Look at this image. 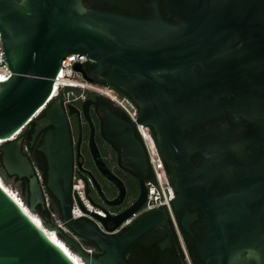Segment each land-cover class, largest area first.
<instances>
[{
  "label": "water",
  "instance_id": "obj_1",
  "mask_svg": "<svg viewBox=\"0 0 264 264\" xmlns=\"http://www.w3.org/2000/svg\"><path fill=\"white\" fill-rule=\"evenodd\" d=\"M168 5L180 19L164 18L157 3L143 17L90 7L84 0H0V33L12 69L0 81L1 160L9 175L28 178L30 209L45 207L23 132L35 122L33 142L44 126H53L39 146L48 158L47 185L59 200L63 221L103 253L84 250L53 218L46 224L85 264H130L127 246L170 219L160 207L109 235L91 219L72 218L73 147L66 109L57 97L43 115L34 114L53 91L63 58L84 53L98 63L91 74L124 89L139 107L137 121L152 127L176 190L174 208L184 210L180 222L187 231L193 233L198 217L189 203L201 206L205 226L197 246L205 264H264V0H168ZM75 67L84 71L80 63ZM89 102L82 104L88 116ZM75 109L69 105L70 112ZM227 113L242 123L238 130L226 120L187 133ZM107 126L118 142L137 147L138 158L128 160L144 172L148 159L136 121L111 123L109 117ZM91 147L122 195V180L101 160L93 138ZM143 198L144 187L125 212L95 215L106 227L112 220L109 228H115ZM0 264H77L1 183Z\"/></svg>",
  "mask_w": 264,
  "mask_h": 264
},
{
  "label": "flooded vegetation",
  "instance_id": "obj_2",
  "mask_svg": "<svg viewBox=\"0 0 264 264\" xmlns=\"http://www.w3.org/2000/svg\"><path fill=\"white\" fill-rule=\"evenodd\" d=\"M84 3L90 7L113 9L143 17L150 16L153 12L152 5L157 3L164 18L171 21L180 19L178 16L170 14L168 0H84ZM97 66L98 63L94 66H91L90 64L84 65L83 69L86 76L100 83L114 87L119 93H124L114 84L108 83L104 78L92 75V70ZM106 73V71L103 72V74ZM59 98L62 101V95H60ZM87 99L90 100L88 107L89 116L82 108L83 101ZM70 104L75 105L76 109L74 111L70 112L69 106L64 107L66 109L67 119L69 122L73 147V175L76 172H80L84 176L86 193L91 198V200L96 205L104 208L107 212V215H119L128 210L137 201L141 190L144 187L143 200L145 203L148 194L146 181L150 176H152L153 173L151 165L148 161L145 171H140L133 162L128 160V158H138L137 156L139 155H136L137 147H127L125 144L118 142V138L115 135L110 134V129L107 126L109 117L111 119V123L115 122L117 118L129 122L130 119L127 113L107 95L94 91H89L84 99L77 98ZM106 107L108 108V111L106 110ZM43 114L44 112H42L40 115ZM226 120L230 123L232 130L236 131L242 126V123L235 121L233 116L227 113L219 119H213L198 124L193 128V134L202 128L209 127L213 123H220L221 121ZM34 124L35 122H32L31 128H26L23 132L25 135L24 150L29 154L35 168H39L42 172V188H45L50 194L54 195L47 185L48 158L46 153L39 148L44 139L45 133L53 126H44L37 133L34 141L31 142ZM135 133L138 137H140L137 134V131ZM92 138L96 144L101 160H103L105 165L122 180L124 184V192L122 195L120 186L108 178L98 166L93 149L91 147ZM28 139L30 140L29 144L26 143ZM145 152L148 159L146 148ZM79 162L82 163V167L79 166ZM76 163L78 164V168L75 167ZM12 176L16 177L18 175ZM20 178L21 182L24 185H27L29 190L28 178ZM97 182L100 185V188L97 185ZM114 200H116V202H110ZM38 205L41 208L43 207L41 204ZM189 209L192 212L198 211V217L191 224L193 233L187 231L182 226L187 232H190V236H185L183 234V230L178 220L181 232L180 237L174 223L169 219L165 224L157 225L149 229L147 232L139 236L134 242L128 245L124 251L126 260L130 264H134L131 259H133V255L136 252L141 250H153L163 258L165 263L204 264L205 262L201 259L198 253L197 243L201 241L203 237L205 216L201 206L197 202L189 203ZM147 212L149 211H144L134 217L130 223L124 225V227L119 231L108 234L115 235L123 232L132 226V224L140 215H143ZM176 212L177 218L178 215H180L181 220L184 210L181 209ZM107 223L108 227L113 226L112 220H108ZM198 226L199 234L194 232V227ZM84 240L96 246L94 254L99 255L103 253V250L95 241L87 238H84Z\"/></svg>",
  "mask_w": 264,
  "mask_h": 264
},
{
  "label": "built area",
  "instance_id": "obj_3",
  "mask_svg": "<svg viewBox=\"0 0 264 264\" xmlns=\"http://www.w3.org/2000/svg\"><path fill=\"white\" fill-rule=\"evenodd\" d=\"M88 61H92L84 53L72 52L67 54L63 60L61 67L55 76L56 87L45 101V103L35 112L34 116L39 115L42 110L55 98L62 95L63 105L69 106L75 99H84L89 91L103 93L111 98L119 107H121L128 115L130 120L136 121V131L140 135L147 151L148 161L152 168V176L147 181V199L142 206L125 218L115 228L106 227L103 222L95 215H107L104 208L96 205L86 193L85 178L80 172H76L72 177L71 183V216L74 219L86 218L93 220L97 226L105 233H114L119 231L124 225L130 223L134 217L144 211H151L160 207H165L169 213L170 220L174 223L180 237L181 232L179 228L177 212L173 205V200L176 196L174 184L169 176L167 165L162 157L158 144L156 142L154 131L151 126L138 122L139 107L132 97L127 93H119L114 87L100 83L92 78L86 76L82 69L75 67L76 63L85 65ZM12 75L4 51L2 36L0 33V81L7 80ZM33 116V117H34ZM78 168V164H75ZM78 171V170H77ZM36 172L42 183L43 175L39 168L36 167ZM45 206H51V194L43 188ZM19 194V193H18ZM21 197V194H19ZM22 198V197H21ZM23 199V198H22ZM51 218L61 229L73 237L87 252L93 254L96 246L87 243L84 237L74 231L62 219V216L56 211L51 210Z\"/></svg>",
  "mask_w": 264,
  "mask_h": 264
},
{
  "label": "trees",
  "instance_id": "obj_4",
  "mask_svg": "<svg viewBox=\"0 0 264 264\" xmlns=\"http://www.w3.org/2000/svg\"><path fill=\"white\" fill-rule=\"evenodd\" d=\"M86 64H90L91 66H94L96 65L97 63L94 62V61H88ZM85 64V65H86ZM116 86V85H115ZM119 88V87H118ZM122 92L124 93H127L124 89L122 88H119ZM128 94V93H127ZM193 130H188L187 133L189 135H192L193 134ZM138 134V132H137ZM139 135V134H138ZM140 136V135H139ZM1 143V142H0ZM27 144L30 143V140L28 139ZM1 155H2V151L0 150V181L1 183L5 186V188L8 189V185H7V182L5 180V178H3L2 175L4 176H7L8 173L7 171L5 170V167L3 165V162L1 160ZM201 158V154L200 153H196L193 155V161L195 163H198L199 160ZM2 173V175H1ZM17 179L21 180L20 177L16 176ZM22 186H23V191L26 193V199L28 200V197H29V190H28V187L27 185H24L22 183ZM21 198V197H20ZM21 203L22 205L24 206V208H26V210H28L31 214H37L35 212H33L29 206L27 205V203L21 198ZM42 210L43 212H46L47 215L49 216V218L51 217V210H56L61 216H62V213H61V208H60V204H59V200L51 194V206L50 208H47V207H42ZM38 215V214H37ZM39 216V215H38ZM40 217V216H39ZM178 220H179V223H180V226L183 230V234L185 236H190V232H187L181 225V222H180V215H178ZM42 226L44 229L46 228H50V227H47V225H45L44 223H42ZM47 230V229H46ZM194 232H196L197 234H199V226L198 227H194ZM57 240L60 242V243H63L65 244L70 253L72 255H76V251L63 239L61 238L58 234H57ZM87 243H89L88 241H86ZM91 244V243H89ZM93 245V244H92ZM131 261L134 263V264H169V263H165L163 261V258L160 257V255L158 253H155L153 250H150V251H147V250H141L139 252H136L134 255H133V259H131ZM205 264V263H204Z\"/></svg>",
  "mask_w": 264,
  "mask_h": 264
},
{
  "label": "rangeland",
  "instance_id": "obj_5",
  "mask_svg": "<svg viewBox=\"0 0 264 264\" xmlns=\"http://www.w3.org/2000/svg\"><path fill=\"white\" fill-rule=\"evenodd\" d=\"M2 175V173H1ZM3 178H5L6 182H7V185H8V190L10 191L11 194H13L16 198H19L20 199V203H21V198L19 196V194H21V197L23 198V200L27 203V199H26V193L23 191V186H22V182L21 180L17 179L16 177L12 176V175H7V176H4L2 175ZM19 193V194H18ZM28 205V203H27ZM29 206V205H28ZM30 208V207H29ZM32 210V209H31ZM33 212L37 213V214H33L37 219L38 221L41 223H44L45 225H47L46 223L52 225L53 222H52V219L51 217L49 218V216L47 215L46 212H43L42 208L37 204L36 205V209L35 210H32ZM44 219V220H43ZM48 227V226H47ZM47 231L52 235V237L56 240H57V234L64 239L63 235L60 234L55 228H46ZM65 240V239H64ZM66 241V240H65ZM59 242V241H58ZM60 243V242H59ZM61 245H63V247L67 250V252L70 254V256L75 260V262L77 264H85L84 263V260H82L77 254L76 255H72L68 249V247L63 244V243H60ZM72 247V246H71ZM73 248V247H72ZM74 249V248H73ZM75 250V249H74ZM76 251V250H75Z\"/></svg>",
  "mask_w": 264,
  "mask_h": 264
},
{
  "label": "bare ground",
  "instance_id": "obj_6",
  "mask_svg": "<svg viewBox=\"0 0 264 264\" xmlns=\"http://www.w3.org/2000/svg\"><path fill=\"white\" fill-rule=\"evenodd\" d=\"M55 87H56V85H55ZM3 141V139H0V142H2ZM0 183H1V181H0ZM1 185H3L2 183H1ZM3 187L5 188V186L3 185ZM7 191H9L7 188H5ZM9 193H10V191H9ZM11 195H13V194H11ZM13 197H15L14 195H13ZM15 199H17V201L20 203V199L19 198H16L15 197ZM21 205H22V203H20ZM22 207L24 208V206L22 205ZM25 210H26V208H24ZM28 213H29V215L41 226V228L55 241V242H57L61 247H62V249L70 256V254L67 252V250L63 247V245H61L58 241H56L53 237H52V235L46 230V229H44L43 228V226L41 225V223L38 221V219L33 215V214H31L28 210H26ZM77 253V252H76ZM77 255L82 259V257L77 253ZM71 257V256H70ZM72 258V257H71ZM73 259V258H72ZM74 260V259H73ZM83 260V259H82ZM75 261V260H74ZM85 263V262H84Z\"/></svg>",
  "mask_w": 264,
  "mask_h": 264
}]
</instances>
